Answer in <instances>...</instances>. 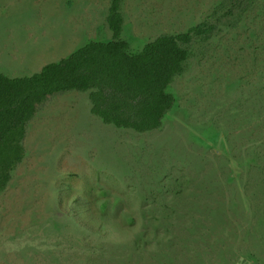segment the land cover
<instances>
[{
  "label": "rangeland",
  "instance_id": "1",
  "mask_svg": "<svg viewBox=\"0 0 264 264\" xmlns=\"http://www.w3.org/2000/svg\"><path fill=\"white\" fill-rule=\"evenodd\" d=\"M3 2L21 18L0 37L9 76L32 51L62 60L113 38L112 0ZM232 2L121 1L133 53L211 30L190 44L157 130L105 124L83 93L39 108L0 192V264H264V0Z\"/></svg>",
  "mask_w": 264,
  "mask_h": 264
},
{
  "label": "trees",
  "instance_id": "2",
  "mask_svg": "<svg viewBox=\"0 0 264 264\" xmlns=\"http://www.w3.org/2000/svg\"><path fill=\"white\" fill-rule=\"evenodd\" d=\"M121 1L112 0L107 20L111 40L89 41L33 76L12 79L0 75V192L26 157L27 125L55 95L89 93L92 113L117 128L145 133L162 127L175 106L169 88L185 71L189 46L211 27L205 30L200 25L182 34H163L133 53L121 37Z\"/></svg>",
  "mask_w": 264,
  "mask_h": 264
},
{
  "label": "crops",
  "instance_id": "3",
  "mask_svg": "<svg viewBox=\"0 0 264 264\" xmlns=\"http://www.w3.org/2000/svg\"><path fill=\"white\" fill-rule=\"evenodd\" d=\"M3 1L0 2V21L1 22H4L5 25L3 24L0 27V30H1L0 31V37L1 38H4L6 36V33L7 32H11L12 31V26L10 25V23H12L13 20L19 21L21 19V18H19L20 16L13 15V9L11 10V7H9V8L6 9L5 8V5H3L4 4ZM3 9H6V10H4L5 12H2ZM111 34L113 36V33H111ZM111 39L112 38H109L108 40H111ZM108 40H105V41H108ZM95 41H100V40H95ZM101 41H103V40H101ZM76 50L74 49V51L71 54H73ZM2 53L4 55L9 54V52L7 50H5ZM31 54H32L31 55V59H29L28 57H26V61L27 62L25 63V65H23V67L21 69H17L16 71H14L13 74H11V76H9L8 74H5L6 72L3 70L4 67L0 71V75H6L7 77L12 78V79H14V78L15 79L16 78H23V77H27V76H32L34 74H37V73L41 72L42 69L46 65L51 64V63H55V62H58V61H61V59L58 60V59H54L53 58L54 57L53 56L54 53L52 54L50 52H44L42 50L39 51V52H37L36 50L35 51H32ZM70 55H68V56H70ZM68 56H65L64 59L67 58ZM6 59L7 58H5V60H4L3 63H5ZM33 59H34V61H33ZM26 69L28 70V72L27 73H23L22 70H26ZM69 93H72V92H69ZM74 93L82 94L81 92H76V91H74ZM83 94H88V99H89V93H83ZM91 113H92V107H91ZM92 115H94V114L92 113ZM94 116H96V115H94Z\"/></svg>",
  "mask_w": 264,
  "mask_h": 264
}]
</instances>
